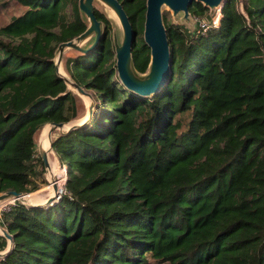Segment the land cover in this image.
I'll return each instance as SVG.
<instances>
[{"label": "trees", "instance_id": "1", "mask_svg": "<svg viewBox=\"0 0 264 264\" xmlns=\"http://www.w3.org/2000/svg\"><path fill=\"white\" fill-rule=\"evenodd\" d=\"M16 1L24 9L0 25V193L39 187L40 128L78 115L52 57L87 25L78 0ZM119 1L142 33L146 0ZM242 1L244 12L225 0L218 25L192 32L163 16L171 71L149 95L120 81L95 8L104 34L64 57L94 99L85 122L52 137L64 192L3 213L13 242L0 264H264V0ZM208 10L189 5L197 18ZM132 59L148 69L142 36Z\"/></svg>", "mask_w": 264, "mask_h": 264}, {"label": "water", "instance_id": "2", "mask_svg": "<svg viewBox=\"0 0 264 264\" xmlns=\"http://www.w3.org/2000/svg\"><path fill=\"white\" fill-rule=\"evenodd\" d=\"M99 1L108 11L107 20L112 24V44L114 49L116 72L120 81L128 88L141 95H149L157 91L165 82L171 71L170 46L168 42L166 26L163 20L162 7L168 6L173 15L182 13L185 20L189 19V5L192 1L201 2L211 10L221 9L225 0H146L142 38L150 49L148 69L144 73L136 70L132 59V48L136 41L137 31L132 27L128 14L119 0H78L79 11L86 22V28L71 39L57 44L53 53V63L57 76L64 81L67 89L89 98L86 113L76 121H50L47 122V135L49 144L47 147L39 146V155L44 167L49 170L48 152L52 150V132L58 130L64 133L85 122L92 113L94 99L90 91L78 84L66 71L63 64V54L67 49L76 52L75 55L88 52L93 48L104 34L105 23L95 15L94 2ZM239 8L244 12L243 1L239 0ZM113 14V15H112ZM54 193L47 201L28 203L34 205L50 204L60 197V191L53 183ZM23 192L7 190L0 193V200L9 196H18ZM24 203V202H23ZM2 234L8 239L9 245L0 251V257L6 254L13 242V236L5 227L0 226Z\"/></svg>", "mask_w": 264, "mask_h": 264}, {"label": "rangeland", "instance_id": "3", "mask_svg": "<svg viewBox=\"0 0 264 264\" xmlns=\"http://www.w3.org/2000/svg\"><path fill=\"white\" fill-rule=\"evenodd\" d=\"M94 7L100 11H103L105 14H106V11H108L107 8L105 7V5H103L99 1L94 2ZM23 9H24V6L20 5L16 0H0V25L7 22L12 16L18 14ZM214 14H216V9L215 10L209 9L207 11V13L205 15L201 16L200 18H197L194 15L189 14V19L185 20L182 17L181 12H179L176 15H173L171 9L168 6L164 5L162 7V15L164 16L166 22L183 24L186 27V29L190 32L195 30L197 28V26H200V23L208 20ZM109 25H110V23H109ZM200 27H202V26H200ZM112 33H113V27L111 24L109 27V35L111 36V38H112ZM140 36H142V33H138L136 35V40ZM75 54H76V52H74L73 50L67 49L63 54V64H64V57L73 56ZM87 91L92 92L89 89H87ZM75 94L78 98V100H77V102H78V115L75 118L71 119L70 121H76L77 119L82 118V116L86 113L87 104L89 103L88 97L82 96L78 93H75ZM45 127H47V124H44L40 128V130L36 136V139H35V155H34L35 157L39 154V146L41 144V132L43 131V129ZM46 131H47V128H45L44 132L46 133ZM57 132H59V131L58 130L53 131L52 137L54 135H56ZM44 138L46 139V142L44 139V144H45V146H48L46 144H49L48 143L49 139L47 136H45ZM48 161H49L50 167L52 165L51 168H52L53 175L58 176L59 180H60L61 173L63 171H65L66 165L64 164V162L60 161V159L58 158V156L55 154V152L53 150H50L48 152ZM41 167H42L41 164L37 162L36 163V173L33 177V180H34V182H36L39 185V187H37L35 190H33V192L26 193V200H27V201L25 200L26 203H36L38 201L45 202V201H47L48 197L54 193V188H53V185L51 184V180H55V177L50 175V171L47 170L45 167H43L41 170ZM66 174H67V172H66ZM65 180H66V177H65ZM65 180L63 182V186L60 187V189H59V190H62L59 192L60 195L64 192ZM56 199H58V198H56ZM17 201H19V200H17ZM55 201L56 200H54L53 202H55ZM2 216H3V214L0 216V224L2 223V220H3ZM1 226L4 227L3 224H1ZM0 231L2 232L1 228H0ZM1 232H0V235H2ZM6 240H8V239L6 238ZM8 245H9V242L7 241V245L3 249H1L0 251H3L4 249H6V247H8ZM149 259L151 260V264H168L165 261H156L153 258H149Z\"/></svg>", "mask_w": 264, "mask_h": 264}, {"label": "bare ground", "instance_id": "4", "mask_svg": "<svg viewBox=\"0 0 264 264\" xmlns=\"http://www.w3.org/2000/svg\"><path fill=\"white\" fill-rule=\"evenodd\" d=\"M219 8V7H218ZM48 127V126H47ZM47 127H45V128H47ZM45 128L43 129V131L41 132V145L43 146V147H47V146H45V144H44V137L45 136H47L48 137V135H47V131H46V133L44 132L45 131ZM49 139V138H48ZM48 141V140H47ZM45 142H46V139H45ZM48 143H49V141H48ZM46 145H48V144H46ZM51 167H52V165H51ZM50 166H49V171H50V175H52V176H54L55 177V180H51V184L53 185V183H55L56 184V186H57V188L58 189H60V187H62L63 186V183H62V185L60 184V180H59V177L58 176H55V175H53V172H52V168H51ZM65 167V166H64ZM66 177V176H65ZM65 180V179H64ZM64 182V181H63ZM13 200H19V201H21V202H24V203H26L25 202V200H26V193H22V194H20V195H18V196H9V197H6V198H4V199H1L0 200V207L4 204V203H6V202H11V201H13ZM27 201V200H26ZM1 232V231H0Z\"/></svg>", "mask_w": 264, "mask_h": 264}, {"label": "built area", "instance_id": "5", "mask_svg": "<svg viewBox=\"0 0 264 264\" xmlns=\"http://www.w3.org/2000/svg\"><path fill=\"white\" fill-rule=\"evenodd\" d=\"M219 17H220V9H216V14H214L213 16H211L208 20L200 23V26H202V28L206 29L208 27L209 24L212 25H218L219 23ZM62 191V190H61ZM17 200H13L11 202H6L4 203L1 207H0V216L5 212L8 211L10 209V207L15 204ZM2 233V232H1Z\"/></svg>", "mask_w": 264, "mask_h": 264}, {"label": "crops", "instance_id": "6", "mask_svg": "<svg viewBox=\"0 0 264 264\" xmlns=\"http://www.w3.org/2000/svg\"><path fill=\"white\" fill-rule=\"evenodd\" d=\"M2 224V223H1ZM1 224H0V226H1ZM8 241V240H7ZM9 242V241H8Z\"/></svg>", "mask_w": 264, "mask_h": 264}]
</instances>
